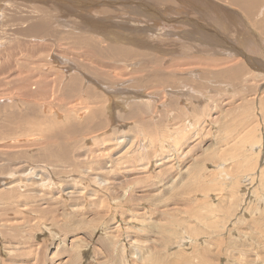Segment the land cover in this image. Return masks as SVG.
Wrapping results in <instances>:
<instances>
[{
  "label": "rangeland",
  "instance_id": "374dc122",
  "mask_svg": "<svg viewBox=\"0 0 264 264\" xmlns=\"http://www.w3.org/2000/svg\"><path fill=\"white\" fill-rule=\"evenodd\" d=\"M0 0V264H264V0Z\"/></svg>",
  "mask_w": 264,
  "mask_h": 264
},
{
  "label": "crops",
  "instance_id": "0c3cea01",
  "mask_svg": "<svg viewBox=\"0 0 264 264\" xmlns=\"http://www.w3.org/2000/svg\"><path fill=\"white\" fill-rule=\"evenodd\" d=\"M130 2H133V3H138V2H142L143 3V5H145V6H143V7H148V9L149 8H151V9H154V8H158L157 7V5L154 3V0H129ZM206 2H208L207 0H205ZM156 2H157V0H156Z\"/></svg>",
  "mask_w": 264,
  "mask_h": 264
}]
</instances>
